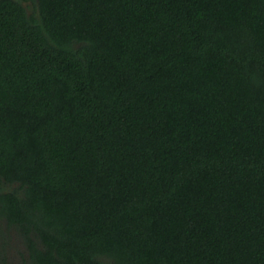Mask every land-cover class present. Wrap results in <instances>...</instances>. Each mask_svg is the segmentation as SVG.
<instances>
[{
  "label": "trees",
  "instance_id": "16d2710c",
  "mask_svg": "<svg viewBox=\"0 0 264 264\" xmlns=\"http://www.w3.org/2000/svg\"><path fill=\"white\" fill-rule=\"evenodd\" d=\"M4 225L23 264H264V0H0Z\"/></svg>",
  "mask_w": 264,
  "mask_h": 264
},
{
  "label": "rangeland",
  "instance_id": "374dc122",
  "mask_svg": "<svg viewBox=\"0 0 264 264\" xmlns=\"http://www.w3.org/2000/svg\"><path fill=\"white\" fill-rule=\"evenodd\" d=\"M3 256L8 264H23L27 256L26 248L17 232L11 228L7 230L5 225L0 232V258Z\"/></svg>",
  "mask_w": 264,
  "mask_h": 264
}]
</instances>
